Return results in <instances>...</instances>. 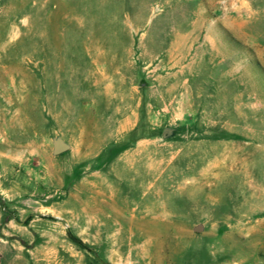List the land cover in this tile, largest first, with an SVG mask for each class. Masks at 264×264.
I'll return each instance as SVG.
<instances>
[{"label": "rangeland", "instance_id": "1", "mask_svg": "<svg viewBox=\"0 0 264 264\" xmlns=\"http://www.w3.org/2000/svg\"><path fill=\"white\" fill-rule=\"evenodd\" d=\"M0 264H264V0H0Z\"/></svg>", "mask_w": 264, "mask_h": 264}, {"label": "water", "instance_id": "2", "mask_svg": "<svg viewBox=\"0 0 264 264\" xmlns=\"http://www.w3.org/2000/svg\"><path fill=\"white\" fill-rule=\"evenodd\" d=\"M175 135V130L171 128H167L164 131L163 137L164 138H171ZM54 150L56 155L63 154L69 150V146L65 144L61 139H58L54 142ZM197 231H200V229H196Z\"/></svg>", "mask_w": 264, "mask_h": 264}, {"label": "trees", "instance_id": "3", "mask_svg": "<svg viewBox=\"0 0 264 264\" xmlns=\"http://www.w3.org/2000/svg\"><path fill=\"white\" fill-rule=\"evenodd\" d=\"M68 237L70 238V240L76 244L77 246H79L81 249L86 250L90 253H94V250L92 248H90L87 244H85L81 239L75 237L70 230H68Z\"/></svg>", "mask_w": 264, "mask_h": 264}]
</instances>
